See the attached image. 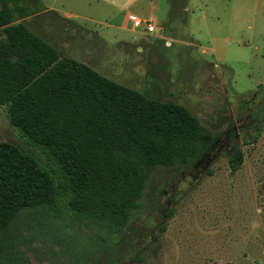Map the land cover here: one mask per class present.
<instances>
[{
  "label": "rangeland",
  "instance_id": "374dc122",
  "mask_svg": "<svg viewBox=\"0 0 264 264\" xmlns=\"http://www.w3.org/2000/svg\"><path fill=\"white\" fill-rule=\"evenodd\" d=\"M8 1L16 22L35 13L28 28L60 58L147 99L178 104L210 132L198 161L153 173L119 240L118 256L67 218L40 217L33 222L37 231L45 224L74 238L72 251L113 258L94 264H264V125L249 144L250 115L264 103V0H139L127 7L126 0L123 7L112 0ZM42 6L64 20L36 16ZM146 22L161 36L147 33ZM0 142L32 151L1 108ZM235 146L243 163L232 174L228 157ZM47 239L45 233L33 246L43 248ZM32 261L47 264L44 255Z\"/></svg>",
  "mask_w": 264,
  "mask_h": 264
},
{
  "label": "trees",
  "instance_id": "16d2710c",
  "mask_svg": "<svg viewBox=\"0 0 264 264\" xmlns=\"http://www.w3.org/2000/svg\"><path fill=\"white\" fill-rule=\"evenodd\" d=\"M0 108L32 149L0 142V264H33L37 254L47 264L111 262L98 251H72L74 238L45 224L38 232L33 222L67 218L118 256L119 240L156 169L195 163L201 140L210 136L184 107L147 99L83 63L60 58L15 21L8 0H0ZM250 117L249 144H255L264 103ZM242 163L235 146L230 172ZM19 226L29 234L22 236ZM45 233L43 248L34 247Z\"/></svg>",
  "mask_w": 264,
  "mask_h": 264
},
{
  "label": "crops",
  "instance_id": "0c3cea01",
  "mask_svg": "<svg viewBox=\"0 0 264 264\" xmlns=\"http://www.w3.org/2000/svg\"><path fill=\"white\" fill-rule=\"evenodd\" d=\"M139 0H126V7H127V5L128 4H135L136 2H138ZM38 2H39V0H38ZM111 2H114V3H116L119 7H123V5H124V3H125V0H112ZM44 13H52V14H54L55 16H57V17H59L58 16V14L56 13V12H54V11H52V10H50V9H47V8H45L44 6H42V10L39 12V13H37V15L36 16H38V15H42V14H44ZM29 17H26V18H22L23 20H21L20 22H24L26 25H27V19H28ZM60 19H62L61 17H59ZM62 20H64V19H62ZM66 21V20H65ZM69 22V21H68ZM28 26V25H27ZM29 27V26H28ZM160 30V35H159V37L161 36V34H162V30L161 29H159ZM167 45L169 44V43H166Z\"/></svg>",
  "mask_w": 264,
  "mask_h": 264
},
{
  "label": "built area",
  "instance_id": "2783aa9c",
  "mask_svg": "<svg viewBox=\"0 0 264 264\" xmlns=\"http://www.w3.org/2000/svg\"><path fill=\"white\" fill-rule=\"evenodd\" d=\"M140 26H141V24L138 21L134 22L135 28H139ZM145 28H146L147 33H149V34H154L157 36L158 33H159V35L161 33L160 30L150 22H146Z\"/></svg>",
  "mask_w": 264,
  "mask_h": 264
}]
</instances>
